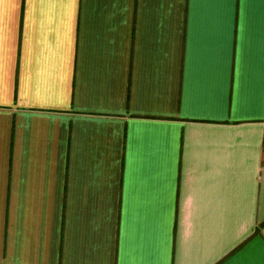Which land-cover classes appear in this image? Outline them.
Masks as SVG:
<instances>
[{"label":"crops","instance_id":"crops-1","mask_svg":"<svg viewBox=\"0 0 264 264\" xmlns=\"http://www.w3.org/2000/svg\"><path fill=\"white\" fill-rule=\"evenodd\" d=\"M0 264H264V0H0Z\"/></svg>","mask_w":264,"mask_h":264}]
</instances>
